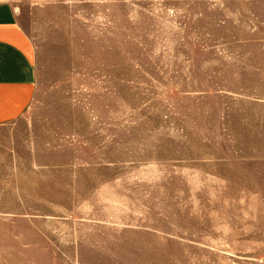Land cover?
<instances>
[{"label":"rangeland","instance_id":"374dc122","mask_svg":"<svg viewBox=\"0 0 264 264\" xmlns=\"http://www.w3.org/2000/svg\"><path fill=\"white\" fill-rule=\"evenodd\" d=\"M19 8L0 264H264V0Z\"/></svg>","mask_w":264,"mask_h":264},{"label":"crops","instance_id":"0c3cea01","mask_svg":"<svg viewBox=\"0 0 264 264\" xmlns=\"http://www.w3.org/2000/svg\"><path fill=\"white\" fill-rule=\"evenodd\" d=\"M35 77L32 45L22 26L19 0H0V122L25 111Z\"/></svg>","mask_w":264,"mask_h":264}]
</instances>
